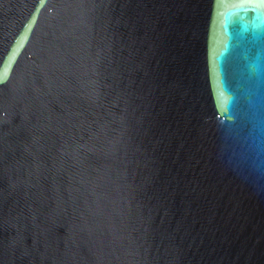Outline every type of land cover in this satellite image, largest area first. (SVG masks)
<instances>
[{
	"label": "water",
	"instance_id": "obj_1",
	"mask_svg": "<svg viewBox=\"0 0 264 264\" xmlns=\"http://www.w3.org/2000/svg\"><path fill=\"white\" fill-rule=\"evenodd\" d=\"M0 264H264V0H0Z\"/></svg>",
	"mask_w": 264,
	"mask_h": 264
}]
</instances>
